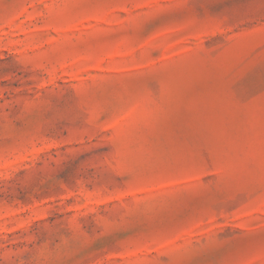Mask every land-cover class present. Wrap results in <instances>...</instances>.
Wrapping results in <instances>:
<instances>
[{
    "label": "rangeland",
    "instance_id": "1",
    "mask_svg": "<svg viewBox=\"0 0 264 264\" xmlns=\"http://www.w3.org/2000/svg\"><path fill=\"white\" fill-rule=\"evenodd\" d=\"M0 264H264V0H0Z\"/></svg>",
    "mask_w": 264,
    "mask_h": 264
}]
</instances>
